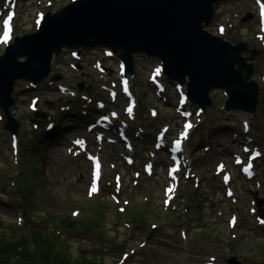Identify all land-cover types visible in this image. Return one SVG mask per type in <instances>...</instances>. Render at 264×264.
Segmentation results:
<instances>
[{
	"label": "rangeland",
	"instance_id": "1",
	"mask_svg": "<svg viewBox=\"0 0 264 264\" xmlns=\"http://www.w3.org/2000/svg\"><path fill=\"white\" fill-rule=\"evenodd\" d=\"M40 2V0H38ZM64 0H54L53 7L50 12L56 13L57 9L65 4ZM22 4V5H21ZM19 5V20L17 19V34L22 35L28 32L33 25V14L36 10L38 2L35 0H20ZM214 18L217 21H223L226 16L234 13L235 11L241 14L246 13L249 15V20L240 25L241 30L256 31V18H255V6L253 0H221L216 4ZM213 18V19H214ZM4 48H0V54L3 53ZM82 58L79 61L73 60L68 51L64 48L58 56H54L53 68L55 72L60 74L61 80L67 83L70 88L75 90V96L61 95L57 89L53 87H41L36 90L19 93V91L25 88V83L20 82L15 88L14 94L17 97V109L20 115H31L27 110L26 104L28 98L33 94H38L42 101V109H45L46 99H52L56 102L51 105L59 106L68 103H75L80 101L81 95L89 93V95L96 99H106L105 89L103 87H112V81H116V62L117 59H106L104 64L107 66L108 71L101 74L98 73L93 65L96 59H101L102 49H84L81 54ZM138 58V57H135ZM79 63L80 69H72L71 63ZM151 64L153 61H148ZM144 61L137 63L139 71L143 75L147 72L151 66ZM149 67L147 68V66ZM83 72V74H81ZM140 74L137 77L135 88L139 93H144L148 89V83L145 78ZM107 80V81H106ZM83 84V90L79 91V85ZM220 98L216 97L215 101H219ZM91 103H94L92 101ZM77 104H74L76 106ZM92 107V106H89ZM76 111H78L76 109ZM3 115V112L0 110ZM58 120H62L61 115L57 117ZM24 128V127H22ZM43 129L36 131L38 133ZM80 130V129H79ZM215 129L212 130V133ZM8 132L1 130L0 121V169H2V176H0V230L10 231L15 229L14 224H18L16 220L17 216L23 218L22 224L29 221L33 224L34 230L38 232L41 237H54L52 236V228L54 226L65 227L64 224L68 221H78L83 218L84 215L91 212V207H97L101 216L99 217V224L101 226V243L102 247L94 251L92 250V241L89 238V231L80 226L73 228L70 231H64L60 238H57L61 242L62 248L60 252L52 251V255L55 260L57 258L63 259L65 262L69 261L71 264L85 262L88 264L94 262L96 264H112L119 254L121 244L125 238V230L122 226H119V220L117 213L111 206V204L104 198L95 197L88 198L85 194V183L88 175V166L83 158H74L67 154L66 147L62 145H55L53 147L45 148V144L38 145L42 148L38 149L31 147L33 150L27 155H23V162L30 163L32 156H34L35 163L34 169L27 167L28 171L32 173L22 172L25 177V184L22 185V193L25 198V202L21 201L19 191L16 184L13 181H8L11 176L19 172L22 168V160L19 157V163L14 164V156L10 152L8 146ZM28 132L25 130L21 133V137H27ZM217 134V133H216ZM260 134L264 135V130ZM29 136V135H28ZM30 138L28 137L27 140ZM264 141V136L261 138ZM259 139V140H261ZM30 146V145H29ZM224 147L219 148L221 152H229L230 149ZM26 149L23 148L20 151V155L26 153ZM117 151L116 157L119 158L120 164L122 163L121 156ZM204 153V154H203ZM213 153L214 156L209 155ZM216 151L211 149L208 152L199 153L197 158V171L203 178V183L200 185L196 200L197 207L201 211V215L197 222H193L188 228L189 235V247L191 249V257L193 264H196L198 257L201 253L205 252L206 248H213L218 250L220 245L229 239V230L226 227L225 220L223 218L216 221L214 218L213 208L220 201L219 194V181L218 178L212 174V165L216 161ZM225 157H229V154H225ZM260 169L264 172V159L259 161ZM106 171H110V165L106 161ZM130 182V180L128 181ZM127 182V183H128ZM31 185L34 189H31ZM154 189L151 192L155 196L157 201V207L155 204H149L147 206L138 202V193L135 191L133 201L128 208L130 212H135L137 217H142L139 224L142 226L138 230L141 233L146 231L148 225H145L148 221L159 217L168 216V211L164 210V207L159 206V200L161 196V180L159 182L152 181ZM254 188V186H253ZM189 187H186L188 190ZM105 191V190H104ZM264 198V183L260 190L253 191L244 196L241 203L245 206L244 211L248 213L249 207L252 205L250 199L254 195ZM253 195V196H252ZM98 199V200H97ZM77 210L78 213L74 215L73 211ZM156 212V213H155ZM156 223V222H155ZM248 224V226H247ZM247 224H242L240 227L238 239L236 241H230L238 253L237 261L240 264H264V226L256 224L254 219H248ZM145 225V226H144ZM157 228L152 230H158L159 224L156 223ZM151 230V227H150ZM150 230H147L149 232ZM129 237V236H128ZM160 237H164L163 233H156L154 235L153 244L149 249L142 254L133 257L125 264H177L171 256V249H166L160 245ZM171 243H178L176 239L170 240ZM37 244V243H36ZM54 244V243H52ZM42 243H38L39 254L42 249ZM80 245L85 249L81 250ZM3 246V243L0 247ZM9 254H16V250L9 249L1 254L2 259L0 263H4V260L8 258ZM38 254V253H37ZM84 256L88 259L80 258ZM54 260V261H55ZM107 261V262H106ZM92 264V263H91Z\"/></svg>",
	"mask_w": 264,
	"mask_h": 264
},
{
	"label": "bare ground",
	"instance_id": "2",
	"mask_svg": "<svg viewBox=\"0 0 264 264\" xmlns=\"http://www.w3.org/2000/svg\"><path fill=\"white\" fill-rule=\"evenodd\" d=\"M161 2H172L174 0H159ZM196 0H187L186 4L187 5H191L195 2ZM221 0H217V2L219 3ZM20 2V0H19ZM98 2H102L105 6H109L111 5V1H107V0H97V2L95 3V7L101 9V7L98 5ZM22 5V4H21ZM21 5H19V8L21 7ZM132 7L138 10V12L140 13V18H136L132 15H129L130 12L132 10H130V8L126 7L124 8V10L122 11V13H124L123 18L125 20L129 21V24L132 26H135L137 28L138 31H142V30H148L150 25L152 24V21L149 17L148 14V10L147 7H144L142 5H139L138 3H134L132 5ZM61 16L58 15L57 17ZM116 14H110L109 17H115ZM47 18V17H46ZM45 18V19H46ZM227 18V16L225 17V19ZM45 19L43 20V24L42 26H40V28H31L29 30V32L27 33V36L30 38L31 42L37 47V50L35 51L34 48H29L30 44L28 42H23L22 39L26 38H19L16 37L15 42L11 44L8 52L6 53V55L0 56V65H2L3 63H5L7 61V57L9 59L10 62H13V65L6 71V74L10 73V75L13 77L12 82H11V86L8 89V84L6 83L5 77L0 73V109L3 108L4 112H5V117L7 119L9 118H14V116L18 115V109H17V97L16 94H14L15 88L18 86V83L23 82H34L36 83V86L30 85L27 86L23 89H21L19 91V93H25L28 91H32V90H36L39 89L41 87H56L58 88V84H56V81L58 79V77H60V74L58 72L54 71L53 65H48L47 69L45 70V68L43 67V63H42V54H43V49L42 48H47L49 50L50 53V57L52 60H54V56H58L64 47H74V46H82V45H74L71 46L70 43L72 41L71 39H57L60 36H62L63 34L67 33V32H71L68 28V25L73 22V19H69L66 21H61V22H56L57 18H53L51 20H48L44 23ZM82 20L81 18H78L76 20V22H80ZM98 25H103L101 22L97 23ZM105 24V22H104ZM99 34V35H104L102 36L101 39L97 38V42L94 43L93 45H89L86 46L87 49H95V48H101V46H110L108 43V40L111 41L110 36L100 30L98 31H94L92 33H90V38L94 37L95 34ZM187 40L190 43L189 48L185 49L184 51H182V53H184L183 57H186V61L185 64L179 63L180 64V70H179V74H188V72L190 73H195L197 74L199 72L198 68L196 67L198 66H219L224 60H226V58H229V52L230 48L228 49H223V50H216L215 46L213 45L212 41L207 38L204 37L202 35L197 34L196 29H192L191 30V34H189V36L186 37ZM12 40V39H11ZM11 43V41L9 42ZM56 45V47H55ZM146 46V45H145ZM58 48V49H56ZM115 50H119V47L116 45ZM35 51V53H34ZM116 51V54L119 56H121V53L118 54V52ZM144 54V53H148L145 52L144 50H142L140 48V51L137 52L138 57L140 56V54ZM155 55V54H154ZM157 56V55H155ZM158 57V56H157ZM210 58V62L207 63L206 59ZM235 64V63H234ZM237 64V63H236ZM236 64L234 65V67H236ZM97 67V66H96ZM98 67H101V65H98ZM42 70H45V73L42 76L40 75V72ZM188 72H187V71ZM98 72V70H97ZM235 72H239L238 67L235 68ZM17 73H21V74H26L27 76H29L30 78L26 77V76H17L14 77ZM166 73V67L164 66L163 68V72H162V77L165 76ZM81 74H83V72H81ZM245 78H248L245 77ZM174 79L179 81V78L177 77V75L174 77ZM107 81V80H106ZM198 81V85L200 87H202L203 89H206V84L204 85L205 82H203L202 79H197ZM167 82L172 85L175 86V83L171 80H167ZM60 85V84H59ZM82 85V84H81ZM149 90L154 93V94H162V90L160 88H158L155 85L149 84L148 85ZM104 89V87H103ZM192 92V96L196 97V92L194 89H190V85H189V93ZM214 94L217 93L216 88H213L212 91ZM66 94L70 95H74L75 90L73 88L67 87ZM247 95H249L250 97L253 98H257V93L256 90H248L246 91ZM193 97V99H194ZM40 98V96H39ZM82 99H87L85 97V94L82 95ZM196 99V98H195ZM41 101V100H40ZM89 100H82V101H77L75 103H68L67 107H64L61 111H60V115L62 120H58V116L59 114H57L56 117V121H57V125H53L51 127L45 128L41 131H39L35 137L32 139V141L30 142V147L29 149L32 150L31 147H35V148H42V146H38V145H42L45 144V148L47 147H53L55 145H62L64 146V144H62V142H65L66 137L71 136L75 130L77 129H82L85 130L89 133L92 134H98L101 135L105 138V140L107 141V144L112 147V148H116V147H120V148H127L125 146V142H120V140H118L116 135H123V133L120 131V129L116 128L112 130H101V131H94V130H89L88 128L84 127L85 122L83 121V115L87 114V115H95L96 113H98L100 111V108L97 104L95 103H89L88 106H95V107H85L86 102H88ZM94 101V100H92ZM230 101V100H229ZM14 102V103H13ZM56 102L55 100L52 99H46L45 101V106H50L51 110H56L58 108V106H54L51 105L52 103ZM100 102V101H99ZM189 102H190V98H189ZM203 102L205 104H207V100L203 99ZM13 103V105H12ZM42 104V101H41ZM74 104H77L76 106H74ZM102 105L101 108L104 111V114L109 115V103L108 102H101ZM38 105V101L36 103V111L39 112L41 111L39 108H43L42 106H37ZM207 106V105H206ZM39 107V108H38ZM68 108V109H66ZM189 108V106H185L182 107L180 109L181 112H185L187 109ZM65 109V110H64ZM76 109L78 111H76ZM87 111V112H86ZM92 111V112H91ZM83 112V113H82ZM240 114H242V112H239ZM83 114V115H82ZM54 117V116H53ZM245 120V119H244ZM243 121V120H242ZM215 122H219V121H215ZM215 122L209 123L204 130H202V132H200L195 138H198V136H200V134H202L203 132H205L212 124H214ZM230 122V121H227ZM154 132V134H156V136L158 135V131L156 129L151 128ZM252 129V128H251ZM9 130V129H8ZM232 130H239L241 132H234L229 134L231 137L228 136H224L221 134V132L224 131H232ZM258 129H254L248 136L244 133V129L241 125H229V124H223V125H219L216 129L215 132L212 133V136L214 137V142L215 143L217 140L221 139V138H227V139H231V140H239L240 136H238V134H242V138H248V139H252L255 138L256 141H258L259 139H261L264 135L263 134H259L258 133ZM5 133H7L5 131ZM217 133V134H216ZM51 134V135H50ZM142 137V135H140ZM145 137V135H144ZM202 139H205L206 136L201 137ZM163 142H166L164 139H162ZM193 140V141H194ZM33 142V144H32ZM119 143V144H118ZM121 143V144H120ZM151 143L152 140H149L144 146H139V148H131L133 150H150L151 149ZM164 144H168V143H164ZM203 142H198L197 146L202 145ZM167 147H160L159 150H170L171 147H168L169 145H165ZM223 151H226L225 148L223 149ZM19 152V144H18V151L17 154ZM34 152L36 153V151L34 150ZM153 152V151H152ZM154 153V152H153ZM23 155H27L26 153L22 154L21 160L23 159ZM155 156H157L158 158H162V159H168L170 156L169 155H162V154H156L154 153ZM34 158V157H33ZM33 158L31 160V167L32 169H34V163L35 161H33ZM23 165V166H22ZM22 168L19 172L15 173L14 176L10 175V178L8 179V181H13L14 184H16L17 189L19 191L20 195H23L22 193V185L25 184L26 180L25 177L22 175V172H24V174L27 173H32V171H28L27 167L25 166L23 160H22V164H21ZM2 169H0V176H2ZM28 186L31 187V189H34L31 185H29V183H27Z\"/></svg>",
	"mask_w": 264,
	"mask_h": 264
},
{
	"label": "water",
	"instance_id": "3",
	"mask_svg": "<svg viewBox=\"0 0 264 264\" xmlns=\"http://www.w3.org/2000/svg\"><path fill=\"white\" fill-rule=\"evenodd\" d=\"M111 1V5L105 6L102 2H98L101 9L95 7L97 0H78L64 7L59 14H55L52 17H47L44 23L53 18H57L56 22H63L69 19H73L68 25L71 32H67L57 39H71V46L82 45L89 46L97 42V38L101 39L104 35L98 33L94 37L90 38V33L94 31H102L110 36L108 44L112 47L116 45L123 49L125 52L130 48L133 51H140V48L148 53H155L164 59L167 65L169 73L175 77L180 70V64H185L186 57H183L185 49L190 45L182 44L181 42L187 40L186 36H189L192 29H196L200 21L208 20L211 15V4L214 0H196L193 4L187 5V0H174L172 2H161L159 0H107ZM138 3L144 7H147L149 17L152 21L148 30L138 31L135 26L129 24L128 20L123 18L124 8L128 7L130 10L129 15L136 18H140V13L137 9L134 10L132 5ZM57 17L58 15H60ZM110 14H116L115 17H109ZM80 22H76L78 18H81ZM101 22L103 25H98ZM105 22V24H104ZM43 24V23H42ZM30 44L29 48L37 47L27 40ZM146 45V46H145ZM56 47V45H55ZM42 63L45 70L48 66V60L50 57L49 50L42 48ZM58 49V48H56ZM228 49L225 46H220L219 50ZM34 51V53H35ZM230 54L235 55V51L230 50L229 58H226V65L220 66H200L199 72L189 73L194 77V86L192 89L197 90L200 88L197 79H202L204 85L206 84V90L214 85L221 87H227L232 89L235 81L239 80L237 74L232 73V65L238 58L234 59ZM209 63V62H207ZM13 65L8 57L7 61L0 65V73L5 77L6 83L11 86L13 77L10 73L6 74V71ZM45 70L40 72L39 76L45 73ZM231 73L233 75H231ZM27 76L26 74L17 73V76ZM182 74L178 76L181 79ZM249 106V105H248ZM247 107V105H244Z\"/></svg>",
	"mask_w": 264,
	"mask_h": 264
},
{
	"label": "trees",
	"instance_id": "4",
	"mask_svg": "<svg viewBox=\"0 0 264 264\" xmlns=\"http://www.w3.org/2000/svg\"><path fill=\"white\" fill-rule=\"evenodd\" d=\"M53 238L52 237H41L36 230L33 231L29 238L24 237L22 235L12 236L11 232H3L0 231V245L3 243V246L0 247V260L2 259L1 254L8 251L9 249L16 250V254H9L6 261L0 264H7L11 257L15 258V264H71L69 261H64L63 259L53 257L51 259L50 252L53 246ZM28 243H37L34 244V249L30 250ZM38 243H42L41 246V254H39ZM53 251V250H52ZM38 253V254H37ZM55 260V261H54ZM75 263V264H83ZM88 264H91L90 262Z\"/></svg>",
	"mask_w": 264,
	"mask_h": 264
},
{
	"label": "snow or ice",
	"instance_id": "5",
	"mask_svg": "<svg viewBox=\"0 0 264 264\" xmlns=\"http://www.w3.org/2000/svg\"><path fill=\"white\" fill-rule=\"evenodd\" d=\"M261 14H262V16H264V10H262V13ZM10 20H11V14H9L8 19L4 21V25H5V37H7V35H8V24H9V21ZM186 127H189V126L186 125ZM176 147L178 149L179 148V144H177ZM95 190H96L95 189V183H93V189H92V191H95ZM169 191H171V189H169ZM165 203H167V201Z\"/></svg>",
	"mask_w": 264,
	"mask_h": 264
}]
</instances>
